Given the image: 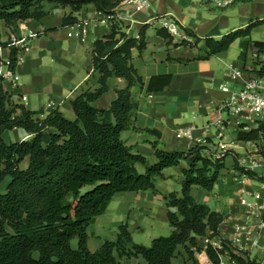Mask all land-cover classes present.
<instances>
[{
	"label": "trees",
	"instance_id": "16d2710c",
	"mask_svg": "<svg viewBox=\"0 0 264 264\" xmlns=\"http://www.w3.org/2000/svg\"><path fill=\"white\" fill-rule=\"evenodd\" d=\"M123 0H0V21L13 25L17 21L41 19L47 12L43 2L70 6L73 12L86 4L98 11L114 14ZM77 21L71 15L64 24ZM264 20L253 21L220 39L204 38L206 53L201 59L226 51L239 38H247ZM146 27L138 38L128 37L119 23L112 33L94 44L93 63L100 73V87L85 91L72 102L74 119H68L58 109L41 119L36 112L15 104L0 84V186L10 177L5 193H0V264H121V258H143L148 264H173L180 246L197 264L195 251H201L199 238L220 234L224 214L199 203L192 195L194 186L212 191L225 167L226 154L215 158L207 145H197L188 151H166L154 143L157 162L135 154L122 138V133L134 127L138 104L132 88L144 86V80L132 63V49L141 52L147 46ZM191 37H197L186 29ZM157 33L170 45L173 38L165 28ZM203 40L197 39V43ZM178 45L195 46L182 41ZM264 54V42L243 41L241 58H246L250 46ZM264 73V67L260 70ZM126 79L127 86L117 90V98L108 108L93 103L109 90L110 77ZM171 74L153 76L148 92L164 90L171 84ZM20 111V114H17ZM23 128L32 138L7 144L2 139L5 130ZM264 124L250 131H240L239 138L257 140ZM191 159L183 169L185 179L180 192L165 196L172 227L169 236H160L149 246L135 243L127 223L120 225L118 237L107 240L97 251L88 246L89 227L102 215L119 193L156 191V177L166 168L179 166ZM28 160L27 167H23ZM235 167L250 178L262 180L256 173L239 165ZM145 166L141 173L137 165ZM78 241L74 248L73 240ZM194 249V250H193ZM213 264H220L223 250L209 244L206 248ZM230 251L236 264H261L249 253Z\"/></svg>",
	"mask_w": 264,
	"mask_h": 264
},
{
	"label": "crops",
	"instance_id": "0c3cea01",
	"mask_svg": "<svg viewBox=\"0 0 264 264\" xmlns=\"http://www.w3.org/2000/svg\"><path fill=\"white\" fill-rule=\"evenodd\" d=\"M188 1L190 0H153L149 8L137 12H133L132 7L123 2L116 8V13L122 16L118 22L128 37L138 38L142 29L146 27L147 42L142 52L138 48L132 49V63L142 76L144 86L136 85L132 88L138 110L135 114L134 127L125 130L122 138L133 153L144 156L151 164L158 161L154 143H158L159 147L166 151H188L206 142L213 154L219 152L221 141L227 143L225 167L221 170V177L213 190L209 191L199 186H194L192 189V195L197 202L207 204L212 210L224 214L220 234L212 238L208 236L199 238V246L202 249L199 252L195 251L197 264H213L206 251L208 246L206 239H210L211 243L218 246L225 245L226 250H233L244 257L243 252L249 253L251 258L264 264V249L261 246L264 245V229L260 245H253L260 219L253 214L248 205L241 203L246 195L249 202L254 201L252 195L257 193L264 198L262 133L257 140H244L239 138L242 128L229 124L225 130L220 131L214 125L218 116V107L228 98V93L222 90V86L233 83L232 87L236 88L242 84L241 80L237 82L231 80L229 73L233 68L244 67L241 54L243 41L247 38L237 39L241 43L238 60L233 59L231 62L229 59L230 48L237 40L228 50L208 59H201L200 57L206 53L204 38L209 35L198 34L197 25L192 26L191 12L188 11L186 4ZM198 1L207 3L206 0ZM240 1L246 2L239 0L231 6L244 10L245 15L252 14V17L264 18L263 0H256L258 2L252 5L251 12H249L251 5H237L241 4ZM42 5L47 14L41 19L17 21L11 26L0 21V44L4 45L2 59L12 56V50L7 46L11 36L30 37L32 40L31 52L19 69L21 85L16 87L11 82L4 81L2 86L15 104L23 105L28 110L38 113L37 117L41 119L56 109L68 119H74L75 112L72 105L74 99L85 91H95L100 87V73L94 67L92 54L95 42L112 33V24L105 21L106 14L98 11L94 4H86L78 12H73L70 6L55 3L43 2ZM69 15L75 17L76 22L91 21L89 35L84 41L68 36L69 29L68 25L64 24V18ZM166 15L175 19L184 31L191 29L196 33L197 37L188 34L191 39L187 41L195 46L178 45L182 42L179 39H173V44L170 45L157 33L158 28H164L162 17ZM213 20L212 15L204 18L205 24H211ZM214 29L215 27L211 31ZM198 38L203 40L197 43ZM165 74L172 75L171 84L162 91L149 93L148 84L151 78ZM108 85L109 90L93 103L94 106L108 108L117 98V90L124 89L127 81L113 76L108 79ZM23 97L27 99L24 100ZM17 114H20V111ZM223 116L228 118L226 114ZM249 124L251 129L259 127L253 122ZM191 126L195 127L191 136H177L178 131ZM1 137L5 143L11 144L29 140L32 134L17 127L5 130ZM235 157L238 158L242 168L256 173L262 180L250 178L238 170L235 167ZM190 162L191 159H188L182 161L179 166L166 168L162 177H156V191L117 194L105 212L96 217L95 222L88 229L89 249L94 252L99 250L105 241L116 240L119 227L124 223L128 224L133 241L134 233L146 235L147 226L150 224L160 226L161 231H166V227L170 226L172 232L165 196L174 191H181L178 187L182 188L185 179L183 169L188 168ZM27 165L28 160L24 162L23 167ZM137 168L141 173L146 170L141 164H138ZM9 181L10 177L2 183L0 193L6 192ZM237 226L246 227L252 230L253 234L256 233L252 236L249 247L245 249L239 245L227 246L234 238ZM150 237L152 238L151 235ZM120 261L121 264H148L143 258L127 256L122 257ZM172 261L173 264H196L189 257L185 246L179 247ZM224 264L236 263L226 259Z\"/></svg>",
	"mask_w": 264,
	"mask_h": 264
},
{
	"label": "built area",
	"instance_id": "2783aa9c",
	"mask_svg": "<svg viewBox=\"0 0 264 264\" xmlns=\"http://www.w3.org/2000/svg\"><path fill=\"white\" fill-rule=\"evenodd\" d=\"M219 8H226L237 3L239 0H206ZM125 4L132 7L133 12L141 11L149 8L153 0H123ZM105 14V13H104ZM120 14H106V20L109 21L112 26L114 23H119L118 20L121 19ZM162 26L168 31L173 39H179L181 41L190 40V36L181 25L173 18L168 15L162 17ZM91 26V21H81L75 22L68 25V36L70 38H77L84 41L89 35V27ZM8 48L12 50V56L6 59H2V53L4 50V45L0 44V84L4 81H9L13 86L21 85V75L19 72L20 67L26 62L27 56L32 49V40L30 37H20L13 35L8 41ZM261 53L258 48L254 45L250 46L246 51V58L244 60V67L233 68L229 76L231 80L237 82L242 81V87L240 89L233 88L230 83H226L222 86V90L228 93V98L223 101V103L218 107V116L214 121L220 131L226 129L229 124H234L243 130H250V122L256 123L258 126L264 124V73H260L256 69V65L259 62ZM248 74V75H247ZM246 75V77H245ZM24 100L27 97H23ZM226 114L228 118L223 115ZM194 126L188 127L185 130L178 131L177 136H191ZM261 139L264 140V133L261 135ZM200 145H207L206 142ZM219 152L214 154L215 158H221L227 154L228 144L225 142L219 143ZM254 198L253 202L248 201V195H246L241 203L248 205L253 214H255L260 219L259 230L256 237L253 239V245H260V239L262 236V231L264 229V198L260 193L252 195ZM253 234L252 230L247 229L243 226H237L235 230V235L232 241L228 242L227 246L239 245L241 248L245 249L249 247L250 240ZM246 235V237H244ZM208 245H213L218 250H223L224 254L220 255L221 263L224 264L225 260H229L235 263L231 256L230 251L226 250L225 245L218 246L215 243H211L210 239H206ZM264 249V245H261Z\"/></svg>",
	"mask_w": 264,
	"mask_h": 264
},
{
	"label": "rangeland",
	"instance_id": "374dc122",
	"mask_svg": "<svg viewBox=\"0 0 264 264\" xmlns=\"http://www.w3.org/2000/svg\"><path fill=\"white\" fill-rule=\"evenodd\" d=\"M257 2L258 1L256 0H246V2L240 1L241 4H237V5H241V6L247 4L251 5L249 6V12H251L253 9L252 5H254ZM186 4L188 5V11L191 12L190 14V17L192 19L191 24L192 26H194L195 24L197 25L199 32L198 34H203L202 36L220 35L219 37H216V38H220L231 31L244 28L253 21L255 22L258 20L261 21L264 20V18H258L255 16L252 17V14L250 15L251 17L245 15V11L239 10L237 6H231L226 9H222L210 2L200 3L198 0H190ZM186 4L184 5V7L187 6ZM207 15L214 16V20H213L214 22L211 21L210 22L211 24H205L204 18L207 17ZM213 27H215V29L211 31ZM247 39H250L251 41L264 42V23L255 27L251 35L248 36ZM240 52H241V43L240 40H237L230 48L229 51L230 61L232 62L233 59L238 60V56ZM263 67H264V54H261L260 60L256 65V69L260 71ZM230 85L233 86V83H231ZM241 87L242 84L240 85V87H236V89H240ZM178 190L179 191L181 190L180 186L178 187ZM152 225L150 224V226H147L148 228L147 234L149 235L134 233L135 234L134 242L149 246L151 244L152 239L160 236H169L171 234L170 226H168V228L166 227V231H161L160 226L156 224H152ZM150 235L152 236V238L150 237ZM72 245L74 248H77L78 241L76 239L73 240Z\"/></svg>",
	"mask_w": 264,
	"mask_h": 264
}]
</instances>
